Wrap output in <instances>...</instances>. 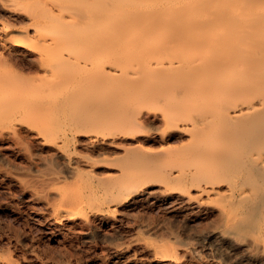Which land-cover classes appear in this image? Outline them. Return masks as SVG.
Here are the masks:
<instances>
[{"label": "bare ground", "instance_id": "obj_1", "mask_svg": "<svg viewBox=\"0 0 264 264\" xmlns=\"http://www.w3.org/2000/svg\"><path fill=\"white\" fill-rule=\"evenodd\" d=\"M9 2L29 28L0 26V143L31 160L26 133L66 168L25 184L52 223L93 229L157 187L264 264V0Z\"/></svg>", "mask_w": 264, "mask_h": 264}, {"label": "rangeland", "instance_id": "obj_2", "mask_svg": "<svg viewBox=\"0 0 264 264\" xmlns=\"http://www.w3.org/2000/svg\"><path fill=\"white\" fill-rule=\"evenodd\" d=\"M9 1L0 0V26L2 28L8 26L13 34L20 35L21 31L29 28V24L11 14L9 10L16 7L12 6ZM5 57L9 58V55L6 54ZM64 129L55 136L57 141L59 137L70 133L66 128ZM25 140L31 146L30 153L32 154L31 157L33 156L31 160H21L15 153H11L14 152L13 150L11 151V149L0 143V146L3 145V149L0 148V150H4L2 153L0 152V257L11 261L13 264H163L164 262V264H169V261L170 264H174L175 261L181 264L184 261L185 264H254L253 261L256 259L257 254L261 255L262 253V250L257 248L260 253L259 250L257 251L256 246L254 248V245L253 247H251L252 245H249L250 247L246 246L249 243H244L245 240L243 241L241 238H236L233 244H229V246L235 245L234 247H229L228 243L223 242L222 244L221 242L216 244L214 240H211L205 234L220 227H216L218 217L215 214H204L198 210H188L186 212L187 208L183 204L178 206L181 204L180 202L178 203L172 199L161 198L162 200H160V198H157L159 194H157V187L151 190L154 193L153 196L155 193L156 195L147 199L149 202L146 200L141 202L142 204L134 203L136 204L134 205L132 203L126 205V207L124 205L123 209H119V212L117 211L111 215V221L95 224L96 227L93 228L95 230L81 226L76 227V225L74 227V224L70 222L55 225L52 223V212L47 209V205L45 204V206L43 201V203L38 201L34 198L35 196L31 197L33 194L26 186L31 181L33 183L36 181L37 184L38 179L45 177L48 172H51L50 170L59 173L62 171V174H64L66 171L63 170L66 168H63L58 161L49 163L48 167L45 166L46 164L43 166L42 163H46L43 162L47 157L46 152H40L41 147L37 145V141L26 133ZM79 147L76 149L77 146H75L74 149L80 152L83 148ZM109 154L110 152H107L106 156L111 158L112 155ZM6 156L9 157L8 160L13 158L14 161L9 160V162ZM4 157L6 160H4ZM5 168L7 169L5 170ZM45 168H47V171L50 170L47 172ZM43 169L46 172H43ZM12 171L14 172L11 173ZM101 171L103 173L105 170L102 169ZM37 172L41 175L46 174L41 176ZM10 174L13 175V178H10L12 177ZM15 175L18 177L24 175L28 178L22 180L23 183L25 182L22 184V178L19 177V180L15 178ZM36 175H40L41 178L37 179ZM34 177L37 180L34 181ZM27 181L29 184L25 185L28 183ZM33 183L31 185H35ZM37 193L39 192L37 191ZM170 200L174 202H170ZM175 207L176 209H174ZM181 207H183L184 212H182ZM178 209H181L180 211L184 215ZM195 211L198 212V215H196L198 220L194 219L196 218L194 217ZM175 212L176 216L181 214L183 217H176ZM189 213L193 215L191 216ZM191 217L194 220H191ZM96 229L98 230L96 231ZM87 232L91 233V236ZM239 240L240 245L238 244ZM241 241L245 244H243L244 246ZM166 242L176 253L174 252L173 258L167 257L164 260L162 256L160 260L161 248L159 249V245L168 246ZM251 254H253L254 260H252L253 258L250 260ZM171 258L174 263H172ZM248 259L252 262L250 263Z\"/></svg>", "mask_w": 264, "mask_h": 264}]
</instances>
